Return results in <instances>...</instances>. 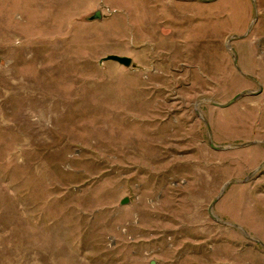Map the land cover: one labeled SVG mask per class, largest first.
I'll return each instance as SVG.
<instances>
[{
    "label": "rangeland",
    "instance_id": "374dc122",
    "mask_svg": "<svg viewBox=\"0 0 264 264\" xmlns=\"http://www.w3.org/2000/svg\"><path fill=\"white\" fill-rule=\"evenodd\" d=\"M0 264H264V0H0Z\"/></svg>",
    "mask_w": 264,
    "mask_h": 264
},
{
    "label": "water",
    "instance_id": "95a60500",
    "mask_svg": "<svg viewBox=\"0 0 264 264\" xmlns=\"http://www.w3.org/2000/svg\"><path fill=\"white\" fill-rule=\"evenodd\" d=\"M94 20H100L102 19V15L100 12H98L95 17L93 18ZM105 61H112V62H116L119 63L120 65L130 68L133 64V60L131 58L128 57H121V56H117V55H111L109 57H107L105 59ZM240 98V96L236 97V99L234 100L237 101ZM228 106H223L222 108H227ZM123 205H126V202L123 203Z\"/></svg>",
    "mask_w": 264,
    "mask_h": 264
}]
</instances>
